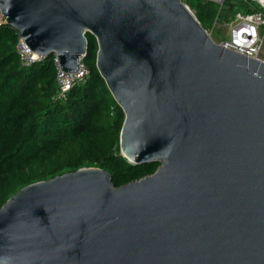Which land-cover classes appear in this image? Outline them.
<instances>
[{
	"label": "water",
	"instance_id": "95a60500",
	"mask_svg": "<svg viewBox=\"0 0 264 264\" xmlns=\"http://www.w3.org/2000/svg\"><path fill=\"white\" fill-rule=\"evenodd\" d=\"M62 71L84 60L123 112L115 187L84 167L0 207V264H264V61L214 43L180 0H0Z\"/></svg>",
	"mask_w": 264,
	"mask_h": 264
},
{
	"label": "trees",
	"instance_id": "16d2710c",
	"mask_svg": "<svg viewBox=\"0 0 264 264\" xmlns=\"http://www.w3.org/2000/svg\"><path fill=\"white\" fill-rule=\"evenodd\" d=\"M214 6L197 4V21L211 22ZM86 36L89 77L59 101L52 55L23 67L17 32L0 23V207L26 185L84 167L107 171L115 187L155 171L157 164L134 165L121 155L124 115L95 68L96 43Z\"/></svg>",
	"mask_w": 264,
	"mask_h": 264
},
{
	"label": "built area",
	"instance_id": "2783aa9c",
	"mask_svg": "<svg viewBox=\"0 0 264 264\" xmlns=\"http://www.w3.org/2000/svg\"><path fill=\"white\" fill-rule=\"evenodd\" d=\"M180 1L183 3L182 0ZM243 1L256 4L261 10L246 14L237 13L232 26L229 28L230 39L219 42V44L246 57L262 60L259 58V54L261 49L260 29L264 27V0ZM206 33L209 35L207 31ZM236 45H240V47ZM15 51L23 67H28L35 62H41L46 58V56L33 53L19 36ZM52 64L55 68V86L57 89L55 90L54 98L56 100H65L68 92L73 87L85 84L89 77V69L85 65L84 60L80 59L78 61L77 70L74 72L62 71L56 55H52Z\"/></svg>",
	"mask_w": 264,
	"mask_h": 264
},
{
	"label": "rangeland",
	"instance_id": "374dc122",
	"mask_svg": "<svg viewBox=\"0 0 264 264\" xmlns=\"http://www.w3.org/2000/svg\"><path fill=\"white\" fill-rule=\"evenodd\" d=\"M189 12L197 20V4L204 5L207 2L214 3L216 16L211 22L200 20V26L209 33L214 43L224 42L230 39L229 28L232 26L237 13L246 14L259 11L256 6L247 4L243 0H182ZM255 9V10H253ZM261 10V9H260ZM264 13V12H263ZM198 22V21H197ZM261 49L259 58L264 60V27L260 29ZM97 168V167H96Z\"/></svg>",
	"mask_w": 264,
	"mask_h": 264
},
{
	"label": "bare ground",
	"instance_id": "6f19581e",
	"mask_svg": "<svg viewBox=\"0 0 264 264\" xmlns=\"http://www.w3.org/2000/svg\"><path fill=\"white\" fill-rule=\"evenodd\" d=\"M236 46L240 47V45H236Z\"/></svg>",
	"mask_w": 264,
	"mask_h": 264
}]
</instances>
